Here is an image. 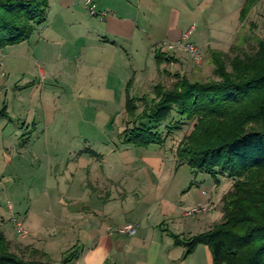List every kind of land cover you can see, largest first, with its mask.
<instances>
[{
    "label": "crops",
    "instance_id": "1",
    "mask_svg": "<svg viewBox=\"0 0 264 264\" xmlns=\"http://www.w3.org/2000/svg\"><path fill=\"white\" fill-rule=\"evenodd\" d=\"M92 2L104 11L99 20L91 16L84 0H49L46 22L37 26L31 37L21 43L25 48L19 49L17 58L32 63L36 67L34 74L38 76L46 74L55 77L62 74V29L76 27L81 38L80 54L76 59L82 66L106 68L103 71L106 82L109 70L114 72L116 67H130L132 73L122 78L120 88L125 91L127 83L131 85L133 81V94L139 92L138 95L143 98L146 94L140 91L149 78L139 75L143 71L141 68L149 67L151 62L156 65L155 55L158 52L168 57L169 61L175 60L172 55H166L164 45L180 39L192 26L188 24L190 19L199 20L201 25L195 27L193 33L196 31L197 36L200 35L203 50L208 52L222 51L225 44L234 43L233 40L243 34L245 23L255 26L253 18L264 16V0H256L243 14L244 0ZM78 7L85 9L91 17L79 12ZM50 11L53 13L51 20ZM193 33L191 31L190 35ZM5 50H0L3 57L8 56ZM39 61L50 69L38 67ZM145 61L147 63L144 65ZM56 66L61 70L56 71ZM32 77L35 79L26 83L30 88H36L37 77ZM108 85H104V88L107 89ZM39 93L41 95L42 92ZM32 123L34 126V121ZM115 151L111 150L112 153ZM78 155L75 163L77 178L72 180L76 182L69 188L65 187L59 198L62 208L60 222H30L31 215L33 218L31 212H26L22 221L11 215L14 227L15 222L26 226L25 236L18 233V237L8 238L3 232L12 253L26 260L52 264H59L72 251L74 257L65 264H212L206 245L198 244L191 253L186 254V248L181 244L186 238L205 232L219 223L221 213L216 207L221 198L212 192L210 182L204 175L199 176L200 184H207V191L194 196L195 193L189 189L179 194L180 199L176 204L171 201L176 192L169 194L170 188L164 190L167 183L162 176L168 178L171 175L154 172L147 165L158 156L119 158V162L129 170L123 173L112 165L114 157ZM101 162L107 164L105 169L93 171ZM190 173L193 178L190 186L199 187V183H194L198 173L192 170ZM158 174L161 175L159 179ZM142 189H148L145 196H150V201L142 202L138 197ZM170 195L169 200L166 196ZM204 203H212L214 209L193 216H185L182 212V207ZM178 204H181L180 207ZM199 214L202 215L197 216ZM125 224H137L136 233L129 235L119 232L118 228Z\"/></svg>",
    "mask_w": 264,
    "mask_h": 264
},
{
    "label": "rangeland",
    "instance_id": "2",
    "mask_svg": "<svg viewBox=\"0 0 264 264\" xmlns=\"http://www.w3.org/2000/svg\"><path fill=\"white\" fill-rule=\"evenodd\" d=\"M78 8L79 12H84L89 18L93 16L98 20L104 13L96 7V14L90 16L85 9L83 11L81 7ZM52 14L50 11L49 20ZM253 21L255 26L245 23L243 34L237 36L233 40L234 43L225 44L222 47L226 65L234 55L252 53L258 40L264 41V16L259 15L253 18ZM188 24L192 25L193 29L201 25L196 19H190ZM76 29V27L62 29L64 35L62 70L56 66V71L61 70L62 74L55 77L46 74L38 76L34 74L36 67L32 63L19 60L17 58L19 49L25 48L23 47L25 45L22 46L21 43L6 46L5 52L8 56H1L0 109L5 107L7 117L0 120V231L4 232L8 238L18 237L11 215L22 221L26 212L33 214V218L32 215L31 219L29 218L30 222H60L62 208L59 198L62 197L65 187L69 188V185L72 183L74 185L76 182L72 180L77 178L75 163L78 154L81 153L97 158H102L101 155L114 157L112 165L117 171L123 173L129 170L119 162V158L138 155L158 156V159L147 165L154 172L162 171L171 175L168 178L162 176L167 183L164 190L170 188L169 194L176 192L171 200L176 204L180 199L179 194L189 189L195 193L194 196H197V193H203V190L207 191V184H200L202 181L199 176L204 175V178L210 182L212 192L221 198L216 207V210L221 213L218 221L220 222L223 216L222 197L231 190L232 179L218 175L215 180L206 174L198 173L194 183L200 185L197 188L191 187L193 178L190 167L185 163L178 164L174 157L183 136L190 132L191 123H184L179 130H172L160 144L135 147L123 143L120 133L125 128V121L128 120L124 110L125 99L127 96L141 98L138 95L139 92L133 94L132 89L135 88L133 81L128 88L123 84L125 91L120 88L122 78L129 72L131 75V68L123 66L116 67L114 72L109 70L108 82H106V75L103 73L106 68L83 67L76 59V56L80 54L81 45V38L77 34L79 30ZM188 42L200 51L199 62L194 61L190 54L175 49L166 50V55H172L175 60L162 63L159 67L151 62L149 67L141 68L143 71H140L139 75L149 78L140 91L146 94L143 98L147 101L153 96L154 85L161 84L169 88L175 80V74L199 82L218 80L214 74L209 51L203 50L200 35L197 36V32L194 31ZM164 48L166 49L165 45ZM177 52L181 53L175 55L174 53ZM145 63L147 62H143L144 65ZM38 65L44 70L50 69L40 61ZM32 76L37 77L36 88H30L26 83L28 80L35 79ZM100 78L102 80L104 78V81ZM108 83V88H104V85ZM114 88L115 93H113ZM39 92H42L41 95ZM142 104L141 101L138 102L140 109ZM166 124L171 126L172 123L168 120ZM158 130L161 136H165L169 129L162 125ZM112 149L117 151L112 153ZM106 166L107 164L101 162L93 171H100ZM157 176L159 179L161 175ZM146 190L148 189H142L138 195L142 202L151 200L150 196H145ZM191 197L194 198L193 194ZM180 205L178 204V207ZM44 207L47 210H44ZM188 208L190 206L182 207V212ZM200 215L202 214L197 216ZM175 222H177L176 219ZM22 228L26 226L23 224ZM21 235L25 236L26 231Z\"/></svg>",
    "mask_w": 264,
    "mask_h": 264
},
{
    "label": "trees",
    "instance_id": "3",
    "mask_svg": "<svg viewBox=\"0 0 264 264\" xmlns=\"http://www.w3.org/2000/svg\"><path fill=\"white\" fill-rule=\"evenodd\" d=\"M255 1L244 0L242 14ZM48 8L49 0H0V50L27 41L46 20ZM209 56L218 80L199 82L175 74L169 88L154 85L148 101L127 96L128 120L120 135L125 144L146 147L191 123L176 148L177 161L195 174L215 180L222 175L233 182L222 197V220L181 242L186 254L204 244L212 264H264V41L258 40L252 53L234 55L227 65L222 51L210 50ZM155 58L157 67L169 62L161 52ZM6 117L3 106L0 120ZM162 125L169 129L165 136L158 130ZM9 246L0 231V264H52L26 260Z\"/></svg>",
    "mask_w": 264,
    "mask_h": 264
},
{
    "label": "built area",
    "instance_id": "4",
    "mask_svg": "<svg viewBox=\"0 0 264 264\" xmlns=\"http://www.w3.org/2000/svg\"><path fill=\"white\" fill-rule=\"evenodd\" d=\"M84 4L91 15L96 14V7L92 0H84ZM192 27H190L180 39L170 42L166 44V50L173 51L175 49H180L188 54L194 59V61L199 62L201 60V53L196 46L192 43L188 42L189 35L192 31ZM0 66H1V52H0ZM213 205L210 203H204L198 206L190 207L183 211L185 216H193L198 213H203L211 210ZM15 229L19 234H25V230L22 228V225L19 222H15ZM137 224H125L118 228V231L121 233L133 235L136 233Z\"/></svg>",
    "mask_w": 264,
    "mask_h": 264
}]
</instances>
